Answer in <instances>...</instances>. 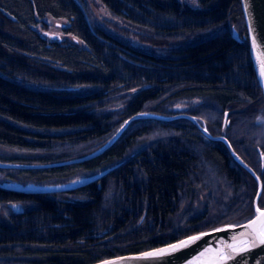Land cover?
<instances>
[{"label": "trees", "instance_id": "1", "mask_svg": "<svg viewBox=\"0 0 264 264\" xmlns=\"http://www.w3.org/2000/svg\"><path fill=\"white\" fill-rule=\"evenodd\" d=\"M98 1L154 50L92 24L83 0H0V161L82 157L133 114L185 113L254 170L264 208V98L239 0ZM45 16L66 21L63 32L81 44L41 35ZM193 99L202 102L192 111H171ZM81 173L96 178L63 192L0 186V264H90L253 216L255 179L186 118L135 119L93 158L0 168V180L60 184Z\"/></svg>", "mask_w": 264, "mask_h": 264}, {"label": "water", "instance_id": "2", "mask_svg": "<svg viewBox=\"0 0 264 264\" xmlns=\"http://www.w3.org/2000/svg\"><path fill=\"white\" fill-rule=\"evenodd\" d=\"M244 25L246 28V37L248 42V56L252 65V69L255 78L258 82L259 88L261 90L262 96L264 98V76L261 75V70L264 68V0H239ZM231 37L234 40H240L237 31L231 29ZM227 111L224 112L221 132L223 133L227 121ZM177 118H186L191 121L195 127L204 135L206 138L211 140L221 141L231 158L238 163L243 169H245L256 181L257 189L255 196L253 198V216L241 223H225L214 228L200 231L183 238L177 239L167 244L160 245L158 247L150 248L137 253H127L119 256H113L100 261H96L90 264H264V244L257 242L256 246L247 247L244 250L232 251L228 249L226 245L235 244L238 249L244 248L243 244L236 243V241L241 240L240 233L247 231L243 225H247L250 220L254 219L257 215L256 208L257 200L261 193V181L254 170L248 166L233 150L228 140L222 136H213L207 129L200 125L194 116L185 113H178L175 115H161L150 112H139L133 114L114 132V134L98 149L95 151L74 159L52 162V163H42V164H27V163H15V162H5L0 161L1 169H41L57 167L69 164L81 163L85 160L93 158L106 149H108L124 131L126 126L135 119H154L159 121H169ZM259 153L261 170L263 167V155ZM96 178V175L81 178L73 182L63 183V184H46V185H32V186H15V185H3L0 186L14 189L22 193H53V192H63L68 191L80 186H83ZM264 209V208H261ZM235 226V227H228ZM217 229H224L222 231H216ZM203 234V235H202ZM200 236V239L188 242L185 246H178L176 250H172L173 245H180L181 241H188L190 237ZM235 237V241H234ZM165 250L162 255H145L148 253H157L159 250ZM208 250V251H206ZM217 250H222L228 253L232 258L227 260L219 259V252ZM203 254V255H202Z\"/></svg>", "mask_w": 264, "mask_h": 264}, {"label": "rangeland", "instance_id": "3", "mask_svg": "<svg viewBox=\"0 0 264 264\" xmlns=\"http://www.w3.org/2000/svg\"><path fill=\"white\" fill-rule=\"evenodd\" d=\"M179 1H182L191 7H197L196 0H179ZM83 4H84L85 9L89 15L88 16L89 20L92 24L97 25L99 27H103V29L106 32L110 33L111 35H113L119 39H123V40L128 41L131 45H133L135 47L143 48V49H146L147 51H150V52H152L154 50V49H152V47L149 44L140 43L138 41V39L136 37H134L135 36L134 32H137L135 30V28H133V27L131 28V27L127 26L122 21L114 20L109 15L108 11L100 4V2L98 0H83ZM43 22H44V24H46L45 30H42L40 28V26H37V29L41 35H43L47 38L53 37L54 39H56L58 41L66 40L69 42L81 44V42L78 41L76 38H74L72 35L65 34L63 32V28L67 24V22L64 21L63 19H55V18H52L51 16H45L43 18ZM125 27L128 28V31L123 30V29H125ZM125 30H127V29H125ZM138 33H140V31ZM201 102H202L201 99H193L190 103L189 102H187V103L176 102L171 106V111H175V112L184 111V110L192 111ZM166 116H170V115H166ZM139 144L140 145H138L137 148L144 145L145 142L139 143ZM2 154H5V153L3 152V149L0 147V156ZM254 162H255V165L258 166L256 158H254ZM29 164H32V163H29ZM38 164H40V163H38ZM90 176H93V175L89 174V173H81V174L76 175L70 181L65 182V183L73 182V181H76L78 179L86 178V177H90ZM0 184L15 185V186H22V187L33 185V184L23 185V184L8 181V180H2L0 182ZM60 184H63V183H60ZM261 190H262V188H261Z\"/></svg>", "mask_w": 264, "mask_h": 264}, {"label": "snow or ice", "instance_id": "4", "mask_svg": "<svg viewBox=\"0 0 264 264\" xmlns=\"http://www.w3.org/2000/svg\"><path fill=\"white\" fill-rule=\"evenodd\" d=\"M261 75L264 76V68H262L261 70ZM256 213L257 215L254 219L250 220L247 225L241 226L247 229V231L239 234L242 239L236 241V243L243 244L244 248L238 249L235 247V244H228L226 245L228 249H232V251L235 252L239 250H244L247 247L256 246L257 242H259L260 244H264V209L257 207ZM228 227H235V226H228ZM222 230L224 229H217L216 231H222ZM198 239H200V236L190 237L188 241H181L180 245L171 246L172 250H176L178 246H185L188 242L195 241ZM234 241H235V237H234ZM217 251L219 252L220 260H227L232 258L228 253H225L222 250H217ZM164 252L165 250L161 249L157 253H148L145 255H162L164 254Z\"/></svg>", "mask_w": 264, "mask_h": 264}]
</instances>
